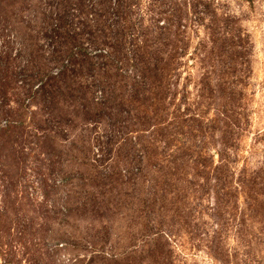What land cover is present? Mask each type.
Instances as JSON below:
<instances>
[{
	"label": "trees",
	"instance_id": "16d2710c",
	"mask_svg": "<svg viewBox=\"0 0 264 264\" xmlns=\"http://www.w3.org/2000/svg\"><path fill=\"white\" fill-rule=\"evenodd\" d=\"M243 17L222 0H0V264H264Z\"/></svg>",
	"mask_w": 264,
	"mask_h": 264
},
{
	"label": "rangeland",
	"instance_id": "374dc122",
	"mask_svg": "<svg viewBox=\"0 0 264 264\" xmlns=\"http://www.w3.org/2000/svg\"><path fill=\"white\" fill-rule=\"evenodd\" d=\"M222 2L225 3V5L229 6L230 4L237 8L238 4H240V7L244 10L242 26L244 32L247 34L246 37L248 36L249 44L247 46L250 52L248 80L245 89L246 93H248L247 107L251 113L250 122L251 130L253 132L252 134H248L246 143L247 145H256L255 148L257 149V152L255 154V159L264 160V0H254L253 2L247 0H222ZM203 30V27H197V32H194L193 34L194 39H197L198 35L202 37ZM196 33H198V35ZM37 41L40 48H42L39 49V51L42 52V54L44 53L47 58H50L53 51V41L44 36V33L40 30ZM193 50L194 47L190 49V52H193ZM187 74L188 71H185L184 69L182 83H184V78ZM188 88L192 90L193 83L189 84ZM35 165L38 168L39 165L36 164V162H30L25 180V184L34 197L37 195L41 196L44 184V178L43 176H40L41 174L35 169ZM49 183L50 187H48V191L53 192V189L55 188L53 187L54 181L51 180ZM40 199H42V197ZM82 225L83 224H81L80 227H82ZM83 231L87 234L86 229H83ZM65 256L68 257V254L62 252L57 255V258L64 259ZM196 259L205 264H212L209 260H203L202 255L197 256Z\"/></svg>",
	"mask_w": 264,
	"mask_h": 264
}]
</instances>
